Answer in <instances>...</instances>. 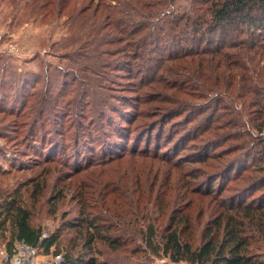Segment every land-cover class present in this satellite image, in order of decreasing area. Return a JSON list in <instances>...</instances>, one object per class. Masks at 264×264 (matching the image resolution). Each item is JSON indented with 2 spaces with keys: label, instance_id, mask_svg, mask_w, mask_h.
Wrapping results in <instances>:
<instances>
[{
  "label": "trees",
  "instance_id": "obj_1",
  "mask_svg": "<svg viewBox=\"0 0 264 264\" xmlns=\"http://www.w3.org/2000/svg\"><path fill=\"white\" fill-rule=\"evenodd\" d=\"M21 2L20 5L26 10L30 6L33 20L38 17L45 20L49 15L58 18L77 16L78 20L69 21L68 26L73 34L78 32V35L70 38L68 44L54 46L59 51H70L68 48L76 49L84 44L91 50L88 39L94 37L96 54L119 56L114 63L116 69L127 70L128 67L127 71L141 76L140 79H145L146 84L165 81L173 90L172 97H161V93L157 92L155 96L138 98L147 104L169 103L171 106L167 108L155 106L154 110L146 111L134 106L132 118L126 117L127 112L114 108L119 116L114 112L103 118L104 124L107 120L106 123L111 125L112 132L108 128L104 132L105 137L100 136L97 143L92 141L93 144L88 147L82 145L79 139L70 154H65L66 163L71 162L75 166L76 162L86 164L97 161L88 165L99 164L106 169L127 154L157 159L159 154L151 153L148 142L155 140L156 134L163 135L164 131L168 132V142L176 143L172 153L180 157L188 141L207 133L208 137L194 151L195 157H201L196 162L209 163L239 152L229 164L221 166L222 170L216 176L219 184H222L221 178L230 183L237 179H250L251 173H259L251 181L254 184L250 182L249 190L239 187L236 196L229 199L222 197L224 188H215L213 182L205 190H195L215 201L200 243L195 244L186 233L190 215L184 210L173 211L170 222L162 230L158 216H144L145 222L139 234L145 244L143 250L149 253L143 263L162 264L150 261V256H164L174 262L185 261L188 264H264V0H81L83 5L80 8L77 7L80 0ZM59 53L62 57H68L67 52ZM88 58H93V55ZM96 62L101 64V58ZM71 71L72 75L77 76L74 70ZM174 77L179 83L174 84L175 81L167 79ZM25 80L19 82L28 87L29 82ZM37 80L40 81V78ZM6 81H0L1 89L5 88ZM20 83L16 87L13 83L7 84L8 92L4 89L8 93L6 101L10 113H19V108L13 110L10 107L18 102L24 106L29 100L27 90L18 89ZM164 86L167 87V84ZM182 93L199 94L209 101L207 106H214V110L224 108L232 115L221 122L217 118L212 120L214 114L206 118L194 115L187 123L197 117L202 118L197 126L177 128L179 124L182 125V122L178 123L180 119L171 126L173 120L170 119L184 115L185 110L196 109L198 115L207 111L206 105H193L190 100L182 99ZM3 97L0 93V99ZM6 101H3L5 105ZM105 105L106 102L103 107ZM238 106L248 115L242 124V117H234L235 111L239 112ZM2 107L6 109L7 106ZM238 115L241 116V113ZM150 117L154 120H146ZM36 133L39 135V130ZM27 134L31 137L32 133ZM40 137L38 143L44 145V151H49L50 147L46 146L47 134ZM137 141L142 143V147L136 146ZM229 141L236 143L228 144ZM223 145L227 146L224 150L211 152L212 148ZM89 149L91 152H87ZM111 185L109 189L115 183ZM79 219L80 222H73L70 226L86 231L83 239L85 248L78 252L74 247L64 250L60 246L59 231L42 236V228L32 223L30 210L17 190L0 202V233L9 234V244L20 240L46 253L56 246L58 254L64 251L62 264H107L98 262L93 255L96 243L101 241L117 250L124 247L126 238L112 236L111 225L107 226L106 219L105 223L101 222L103 217L100 222L84 216Z\"/></svg>",
  "mask_w": 264,
  "mask_h": 264
},
{
  "label": "rangeland",
  "instance_id": "obj_2",
  "mask_svg": "<svg viewBox=\"0 0 264 264\" xmlns=\"http://www.w3.org/2000/svg\"><path fill=\"white\" fill-rule=\"evenodd\" d=\"M20 2L21 0H0V81L7 80L4 83L7 92V84L13 83L16 87L21 79L29 82L28 87L20 83L18 88L21 91L27 90L28 102L24 106L18 102L10 107L13 110L19 108V113H10L6 101L8 93L0 86V93L5 96L0 99V202L17 190L30 210L32 223L42 228V236L59 231L60 246L64 250L74 247L76 252L85 248L83 239L86 231L70 225L80 222L81 216L95 218L94 221L98 222L103 217L101 222L105 223L106 219L107 226L111 225L112 236L126 238L127 241L124 247L117 250L104 242H97L93 255L100 263L146 264L143 262H146L145 257L149 252L143 250L145 244L139 234L146 215L152 218L158 216L162 230L170 222L173 211L184 210L190 215L189 227H185L186 233L195 244L200 243L203 228L213 213L215 201L195 190H205L213 182L215 188H224L222 197L229 199L236 196L239 187L249 190L254 184L251 181L259 173H251L250 179H237L230 183L221 178L222 184H219L216 176L220 174L221 166L229 164L239 152L209 163L196 162L201 157H195L194 151L208 137L207 133L197 135L194 141H188L187 148L180 157H175L172 153L176 143H169L168 132L164 131L163 135L156 134L155 140L148 142L151 153L159 154L157 159L127 154L109 164L106 169H102L99 164L88 165L97 161H90L87 165L83 161L76 162L75 166L68 160L66 161L69 163H66L65 154H70L79 139L82 145L88 147L93 144L92 141L97 143L100 136L105 137L104 132L108 128L112 132L111 125L106 123L107 120L104 124L103 118L112 115L116 110L114 108L127 112L128 118L134 116V106L146 111L155 106L167 108L171 106L169 103L147 104L138 98L158 93H161V97H172L173 90L169 89L170 84L165 81L146 84L145 79H140L141 76L127 71L128 67L127 70L116 69L114 63L119 56L96 54L93 48L94 37L88 39L91 50L84 44L82 47L72 48L73 50L68 48L70 51H59L54 46L68 44L70 38L78 35V32L73 34L68 26V22L75 21L77 16L68 18L64 15L58 18L56 15H49L45 20H40L39 17L33 20L30 6L26 10ZM82 5L80 0L77 7ZM94 6L95 4L92 9ZM59 52H67L68 57L60 56ZM91 55L93 58H88ZM96 57L101 58V64L98 65ZM71 70L77 76L72 75ZM167 79L175 81L174 84L179 83L175 77ZM182 95V99L190 100L193 105H206L207 111L198 115L199 111H195L196 109L185 110L184 115L170 119L173 120L170 122L171 126L179 119L178 123L182 122V125L179 124L177 128L197 126L202 118L197 117L187 123L194 115L206 118L214 114L212 120L217 118L220 122L232 115L224 108L214 110V106H207L209 101L202 99L199 94ZM103 99L104 102H101ZM3 101H6V105ZM2 106L7 107L4 109ZM237 108L239 112L235 111L233 114L237 119L242 117V124L248 115L243 113L241 106ZM118 111L115 112L117 115ZM146 120L154 119L150 117ZM28 132L32 133L31 137ZM42 134H47L46 146L50 147L49 151H44V145L38 143ZM232 143L236 142L229 141L228 144ZM137 145L142 147L140 141L136 142ZM226 147L223 145L217 149L212 148L211 152H219ZM87 152H91L90 149ZM202 154L206 156L205 152ZM78 169L82 170L76 172ZM112 183L115 185L109 189ZM189 186L191 191L188 192ZM105 214L110 215L104 216ZM9 240L8 233H0V264H56L58 255L64 258V251L58 254L56 246L49 253L33 248L34 254L29 255L22 250V241L14 240L9 244ZM25 246L31 247L27 244ZM4 252L13 259L3 261ZM28 256L29 261L25 263L24 259ZM150 258L155 263L188 264L185 261L174 262L164 256Z\"/></svg>",
  "mask_w": 264,
  "mask_h": 264
},
{
  "label": "built area",
  "instance_id": "obj_3",
  "mask_svg": "<svg viewBox=\"0 0 264 264\" xmlns=\"http://www.w3.org/2000/svg\"><path fill=\"white\" fill-rule=\"evenodd\" d=\"M22 243H24V242H22ZM25 245L26 244L24 243V246L22 247V250L24 252H28L29 255L34 254L33 247L32 246L31 247H28V246H25ZM2 256H3V261H5V262H9V261H11L13 259L9 254H7L5 252L2 253ZM16 260H19V258H16ZM28 261H29V256L28 257H25V259H24V262L25 263H27ZM62 261H63V257L61 255H58L57 256V262H56V264H61Z\"/></svg>",
  "mask_w": 264,
  "mask_h": 264
}]
</instances>
